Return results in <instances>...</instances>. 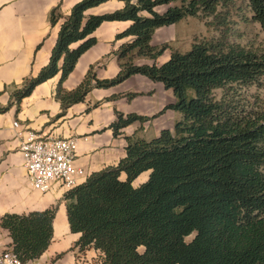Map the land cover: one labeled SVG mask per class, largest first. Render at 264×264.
I'll list each match as a JSON object with an SVG mask.
<instances>
[{"label": "trees", "instance_id": "trees-1", "mask_svg": "<svg viewBox=\"0 0 264 264\" xmlns=\"http://www.w3.org/2000/svg\"><path fill=\"white\" fill-rule=\"evenodd\" d=\"M107 1L82 0L68 16L60 6L51 11L52 26L61 23L59 37L49 64L13 93L18 110L38 85L59 74L57 99L64 108L85 99L92 90L90 79L95 87L111 88L142 75L173 90L177 102L167 109L182 119L153 140L127 138L126 157L118 166L65 194L71 232L81 235L73 250L95 249L103 264H264V101L246 105L242 94L244 87L264 81V51L230 42L237 0H119L126 4L122 10L87 14ZM246 1L264 32V0ZM164 5L169 9L158 13ZM199 16L213 18L208 24L220 36L195 40L188 52L173 51L159 66L169 46L151 44L156 30ZM115 21L131 22L117 40L132 38L117 52V77L101 81L90 71L77 90L66 91L63 82L98 42L94 33L104 22ZM138 59L153 63L138 65ZM11 106L0 105V113ZM147 120L117 112L114 135ZM145 172H150L148 180L135 187ZM57 210L1 219L23 264L49 248Z\"/></svg>", "mask_w": 264, "mask_h": 264}, {"label": "crops", "instance_id": "crops-1", "mask_svg": "<svg viewBox=\"0 0 264 264\" xmlns=\"http://www.w3.org/2000/svg\"><path fill=\"white\" fill-rule=\"evenodd\" d=\"M82 0H0V105L11 108L0 113V222L7 214L26 215L43 212L58 206L53 223L54 234L47 251L37 260L27 264H103L99 251L91 249L84 254L73 250L80 234L71 232L65 190L57 187L42 194L33 190L27 180L23 156L20 150L25 135L18 132L33 131L42 137H74L78 139L75 164L87 171L84 184L92 175L110 167H116L126 157L127 138L153 140L165 129L174 130L182 114L167 109L177 102L173 90L166 89L142 75H135L125 82L111 87H95L79 103L64 108L57 99L61 74L38 85L32 94L22 100L20 109L13 93L25 80L35 78L46 67L56 46L61 23L52 26L49 15L60 6L61 13L68 16L72 8ZM125 2L110 0L88 10L87 14H110L124 9ZM169 6H160L156 11L164 14ZM147 15V14H145ZM188 17L176 25L156 30L151 44L154 47L168 45L169 49L157 60L159 66L168 62L173 51L188 52L194 44L188 31ZM131 22H104L94 33L97 44L78 60L74 71L63 82L68 91L77 90L92 71L98 80H112L121 68L117 52L131 37L117 40V35ZM138 65L153 62L138 59ZM128 94H136L129 99ZM117 112L146 117L144 123L136 122L115 136L112 128ZM18 121L19 129L14 122ZM143 173L133 184L139 187L149 178ZM125 176L123 175V178ZM142 177H144L142 179ZM141 179L143 181H141ZM141 181V182H140ZM9 231L0 227V253L12 248Z\"/></svg>", "mask_w": 264, "mask_h": 264}, {"label": "built area", "instance_id": "built-area-1", "mask_svg": "<svg viewBox=\"0 0 264 264\" xmlns=\"http://www.w3.org/2000/svg\"><path fill=\"white\" fill-rule=\"evenodd\" d=\"M14 127L19 129L18 121L14 122ZM23 135L20 150L27 180L33 190L47 194L60 187L68 193L87 178V171L75 164L77 138H45L33 131L18 132V136ZM0 264L23 263L13 248H7L0 253Z\"/></svg>", "mask_w": 264, "mask_h": 264}, {"label": "rangeland", "instance_id": "rangeland-1", "mask_svg": "<svg viewBox=\"0 0 264 264\" xmlns=\"http://www.w3.org/2000/svg\"><path fill=\"white\" fill-rule=\"evenodd\" d=\"M213 18H206L204 16L192 17L188 19V31L195 40H212L220 36L219 29L211 27L208 23L212 22ZM230 42L240 46L264 51V32L260 24L252 19V13L248 8L246 0H237L235 7L232 8L230 15ZM218 97L222 96V91L217 92ZM242 94L245 96L246 105H252L256 100L264 101V81L259 85L255 84L250 87H244ZM144 177H142L143 179ZM141 179V181H143ZM140 181V182H141ZM193 236L187 238L191 241Z\"/></svg>", "mask_w": 264, "mask_h": 264}]
</instances>
